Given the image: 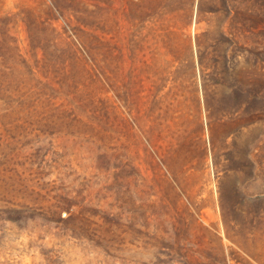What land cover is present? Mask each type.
<instances>
[{
	"label": "rangeland",
	"instance_id": "rangeland-1",
	"mask_svg": "<svg viewBox=\"0 0 264 264\" xmlns=\"http://www.w3.org/2000/svg\"><path fill=\"white\" fill-rule=\"evenodd\" d=\"M197 1L0 0V264H264V0Z\"/></svg>",
	"mask_w": 264,
	"mask_h": 264
},
{
	"label": "trees",
	"instance_id": "trees-1",
	"mask_svg": "<svg viewBox=\"0 0 264 264\" xmlns=\"http://www.w3.org/2000/svg\"><path fill=\"white\" fill-rule=\"evenodd\" d=\"M204 1L205 0L197 1V13L198 14H201L204 11ZM237 1L239 2V0H229L228 2L233 5L232 9H235V15L238 17L241 12L239 8L237 7V4H235V3H238ZM242 24H243V27L245 28V22H242Z\"/></svg>",
	"mask_w": 264,
	"mask_h": 264
}]
</instances>
